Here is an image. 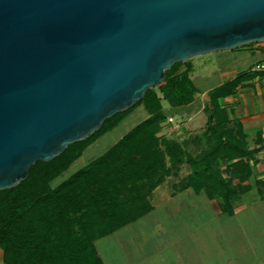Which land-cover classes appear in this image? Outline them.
<instances>
[{"label":"water","instance_id":"obj_1","mask_svg":"<svg viewBox=\"0 0 264 264\" xmlns=\"http://www.w3.org/2000/svg\"><path fill=\"white\" fill-rule=\"evenodd\" d=\"M264 40V0H0V189L191 56Z\"/></svg>","mask_w":264,"mask_h":264},{"label":"trees","instance_id":"obj_2","mask_svg":"<svg viewBox=\"0 0 264 264\" xmlns=\"http://www.w3.org/2000/svg\"><path fill=\"white\" fill-rule=\"evenodd\" d=\"M170 69L164 70V80L158 84L161 97L151 87L140 99L150 116L127 131L100 157L52 188L50 180L80 154L81 148L73 150L69 158L61 159L68 147L84 142L76 141L56 157L36 161L26 178L16 186L0 189L3 264H70L69 260L75 257L64 247L66 242L61 243L66 252L64 256L57 251L58 228L66 230V240L75 244L79 236L71 233V224L79 220L78 212L87 207L89 200L108 190L112 203L99 212L93 210L92 214L101 216L89 221L84 230L80 229L79 234L86 232V235L81 239V251H77L75 259V264H103L94 240L151 210L149 195L152 190L166 176L175 175L184 161L189 164L190 171L171 183V194L191 187L196 193L203 191L208 198H218L220 210L232 213V198L248 188V184L241 186L233 179L243 180L250 175L248 158L258 150L245 147V133L239 124L236 127L225 125L226 111L218 103L219 96L232 92L237 79L206 93L205 145L191 154L182 149L178 140L160 137L152 129V117L166 118L160 98L175 110L193 99L195 86L188 76V60L182 71L171 73ZM118 113L105 119L100 128L84 140L101 131ZM221 159L229 161L224 169L218 166ZM60 218L66 222L63 224ZM32 250L35 251L32 253Z\"/></svg>","mask_w":264,"mask_h":264},{"label":"crops","instance_id":"obj_3","mask_svg":"<svg viewBox=\"0 0 264 264\" xmlns=\"http://www.w3.org/2000/svg\"><path fill=\"white\" fill-rule=\"evenodd\" d=\"M240 48L253 57V61L242 70L221 74L222 78L219 82L203 94L196 89L191 77L192 64L190 58L188 59V76L195 86L193 99L177 110L174 109V113L166 114L159 134L164 138L177 137L175 140L182 144H189L190 135H198L201 131L202 125L193 122L195 114L202 110L207 116L206 100L196 102V98L201 95L204 98L205 93L237 79L232 92L219 96L218 103L225 109L229 119L241 122L252 145L255 141L262 143L254 154V158H251L252 171L248 188L232 198V213L227 214L220 210L218 198H208L203 191L196 193L191 187L171 194V184H169L168 197L171 199L169 202L174 207L200 208V212L210 207L213 209V216L201 215V219H193L190 216L170 217L168 220L172 221L173 226L166 228L162 225L167 220L166 217L163 218L161 214L159 217H148L155 210L156 205L151 195L157 185L150 195L151 210L94 240V246L103 264H106L102 254L104 247L101 243L105 240L104 238L108 240L113 235L124 238L130 231L137 233V237L147 234V238L153 236L157 239L165 236L166 233L171 234L175 246L171 251V264H264V40L248 43ZM163 106L162 103V108ZM189 192L191 195L188 194ZM200 194H203L202 199L196 200L195 196ZM165 201L166 199L160 202L165 203ZM195 224L198 225L195 226ZM129 225L133 227L126 229ZM107 245H109L108 242ZM168 261L169 259L165 257L156 259L150 257L148 253H143L142 258L129 262L131 264H167ZM107 264L120 263L114 260Z\"/></svg>","mask_w":264,"mask_h":264},{"label":"rangeland","instance_id":"obj_4","mask_svg":"<svg viewBox=\"0 0 264 264\" xmlns=\"http://www.w3.org/2000/svg\"><path fill=\"white\" fill-rule=\"evenodd\" d=\"M251 42V43H255ZM249 43V44H251ZM245 45V44H244ZM247 45V44H246ZM237 46L231 49H225V50H216L213 52H208L204 54H198L190 57V63L192 64V73L191 77L196 85V89L199 93H204L211 86H214L219 82V80L222 78L221 74H228L232 72H236L238 70L244 69L248 64H250L251 61H253V57L248 55L246 52L241 50V47ZM188 60V59H187ZM186 62V61H185ZM185 62H175L170 68L171 73H177L185 68ZM164 80V79H163ZM162 80V81H163ZM161 81V82H162ZM160 82V83H161ZM152 91H154L157 95L161 97V93L159 92L158 84L151 88ZM200 95V94H199ZM198 95V96H199ZM206 93L203 96H199L196 98V102L199 100H206ZM161 99V105L163 103V111L165 114H169L170 112L174 113V109H172L168 102L163 99ZM151 102V101H149ZM196 104V103H195ZM150 116L148 114V111L146 110L145 103L143 101H138L134 103L132 106H130L128 109L118 113L112 119H110L108 122L105 123L101 131H99L97 134H95L90 139L82 140L84 142L77 143L73 146H70L63 152L61 155V159H67L72 154L73 150L81 148L80 154L73 158L67 165L65 169H63L61 172H59L55 177H53L50 180V186L52 188L59 185L64 180L68 179L70 176H72L77 170L84 167L94 159L100 157L102 154H104L115 142H117L127 131H129L131 128H133L136 124L141 122L143 119ZM227 119L225 125L227 127H236V124L240 125L241 131L245 133V141L246 145L245 147L248 150H254L255 151L262 145V143H258L257 141L254 142L252 145L248 140V134L242 127V124L238 120L229 119L228 115L226 114ZM152 117V116H151ZM152 129L156 131V133L161 137L160 129L162 127V123L164 122L165 118L160 117H152ZM208 121V118L206 116V113L204 111H199L194 116V123L201 126V131L199 132V136L197 134H191L190 135V143L189 144H182V149L186 152H189L191 154L196 153L201 147H204L205 145V137L203 134L204 126L206 122ZM175 137V136H172ZM173 139V138H172ZM177 139V137H175ZM257 152V151H256ZM255 152V153H256ZM254 153V154H255ZM254 154H252L251 158H254ZM251 158H248V163L250 164L251 168ZM229 163L228 160L221 159L219 161V167L221 169H224V167ZM108 171V168L105 170V172ZM190 171V166L187 162H182L179 164L176 174L175 175H169L164 178L162 183H160L157 188L152 193V201L156 205L154 212L150 213L148 217H159L160 214L163 218L166 217L165 223L162 225L166 228H171L173 226L172 221L168 220L170 217L178 218V217H193V219H201L202 216H213V209L210 207H207L205 211L201 210L200 208H187L186 206H183L182 208L174 207L171 202H169L171 199L168 197V193L170 190V185L172 182L178 180L180 177L186 175ZM106 174V173H104ZM250 175L243 179L238 180V178H234L233 182L235 184L238 183V185L245 186L249 183ZM256 181H260L259 179H256ZM188 194L191 195V192ZM149 195V200H150ZM203 194H200L199 196H195L196 200L202 199ZM197 197V198H196ZM166 199L165 203L160 202L162 200ZM168 199V200H167ZM112 198L110 191L106 190L102 195H97L93 199L89 200L88 205L86 208L81 209L78 212L79 220L75 221L71 224V233L73 235H78V239H75L74 243H69L66 239H68L67 231L59 229V234L57 235V242L56 247L57 251L60 255L64 256L65 249H63V246L61 243L66 242V246L69 248V252L71 256H74L75 258L69 260L70 264H75L76 261V255L79 248H81V239L86 235V232L81 235L79 234L80 229L81 231L86 228V225H88L89 221H95L96 218H99L100 214H92V211H100V209H104L107 204L112 203ZM191 200V198H190ZM185 202V200H184ZM186 205V204H185ZM166 206V207H163ZM167 210V214H165V211ZM87 212L85 215H82L81 213ZM81 214V215H80ZM61 222L64 224L66 222V219L60 218ZM196 223V220H194ZM199 222H203L199 220ZM213 223V222H212ZM198 224H195L197 226ZM84 226V227H83ZM147 226V225H144ZM132 228L133 225L127 226ZM62 228V227H61ZM62 230V231H61ZM130 231V230H129ZM130 234V236L128 235ZM128 234L123 238L119 235H113L108 240L104 238L101 243H103L104 249H102V254L104 256V261L107 264L109 261L118 260L120 264H131L129 261H136L139 258H142L143 253L150 254V257L153 258H161L165 257L169 259L167 264H171V251L174 246V241L171 238V234L166 233L165 236H160L159 239L152 236V238L148 237L147 234H142L139 237H137V233H134L132 231L128 232ZM130 237V238H129ZM138 239H137V238ZM73 238V236H71ZM62 239V240H61ZM108 242L109 245L106 246V243ZM77 244L79 247H77ZM35 250H32V253ZM136 251V252H133ZM114 252V253H113ZM136 253L137 255H133ZM66 263V261H65ZM0 264H3L2 262V249L0 247ZM136 264V263H134Z\"/></svg>","mask_w":264,"mask_h":264}]
</instances>
